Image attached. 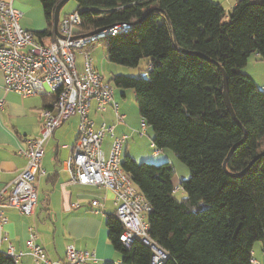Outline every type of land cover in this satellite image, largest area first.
<instances>
[{"label":"trees","instance_id":"1","mask_svg":"<svg viewBox=\"0 0 264 264\" xmlns=\"http://www.w3.org/2000/svg\"><path fill=\"white\" fill-rule=\"evenodd\" d=\"M59 1L40 0L47 22L35 32L40 41L55 37ZM75 1L79 34L131 24L98 41L109 62L143 65L147 76L113 74L108 81L133 89L140 119L153 131L151 144L189 168V177L174 185L171 163L122 156L124 172L152 208L149 235L166 252L160 264H252L253 244L264 238V89L241 68L252 54L264 60V0H235L227 11L210 0ZM224 77L237 122L224 100ZM176 186L184 191L180 199ZM106 226L119 264H152L148 245L120 241L114 212ZM0 264L17 263L0 251Z\"/></svg>","mask_w":264,"mask_h":264},{"label":"built area","instance_id":"2","mask_svg":"<svg viewBox=\"0 0 264 264\" xmlns=\"http://www.w3.org/2000/svg\"><path fill=\"white\" fill-rule=\"evenodd\" d=\"M22 16L23 12L11 1L0 0V71L4 87L23 97L45 96L51 102L40 111V120L30 126L23 146L17 149V153L25 158L23 169L0 190V251L15 263L24 255H30L36 264H92L95 261L93 251L78 250L73 245L66 247L63 261L51 259L37 241L38 234L33 226L28 227L24 250L17 251L10 243L5 249L2 247L3 227L8 221L4 209L12 207L22 215L33 214L37 206V182L43 174L41 162L45 145L59 126L77 115V138L73 144L62 146L69 152L62 162L69 174L67 183L112 190L114 215L122 226L120 241L129 246L139 239L153 251L152 264H160L166 256L148 231L147 217L152 208L121 166L127 136L117 134L115 124L124 123L125 114L114 99L112 84L95 67L87 50L101 38L127 31L131 24L121 23L98 33L79 34L76 28L81 24V18L78 11H73L59 20L60 36L55 35L50 42L44 43L33 31L20 25ZM77 55L81 58L80 68ZM93 101L99 113L111 109L114 125L105 120L95 122L90 116ZM139 125L137 133L144 135L145 121L140 119ZM106 135L111 138L107 154L102 148ZM150 148L154 156L160 153L153 144Z\"/></svg>","mask_w":264,"mask_h":264},{"label":"crops","instance_id":"3","mask_svg":"<svg viewBox=\"0 0 264 264\" xmlns=\"http://www.w3.org/2000/svg\"><path fill=\"white\" fill-rule=\"evenodd\" d=\"M7 1H11L14 7L23 12L20 25L25 30L35 33L47 28L40 0ZM67 14L60 15V19ZM52 39V36H46L42 42L48 43ZM256 57L259 58L257 55ZM77 63L80 68L81 59ZM95 67L98 69L96 65ZM115 69L120 70L118 67ZM247 70L244 72L250 75ZM250 76L252 77V75ZM255 82L263 88L264 80ZM120 94L125 100L126 92L122 90ZM46 98L41 95L23 97L13 91L6 90L3 74L0 71V100H2L0 108V190L23 169L25 158L17 153V149L23 146L30 126L40 120V111L48 106ZM114 99L125 114L124 123L115 124L110 108H107L109 111L99 113L94 101L91 103L90 116L96 123L105 120L109 125L115 124L117 134H126L127 139L122 154L125 153L135 159V155H131L129 150L130 152L134 150L130 147L132 144L130 139L136 133V124L133 118L136 113H129L125 108V110L122 109L121 102L116 99L115 93ZM78 123L79 117L71 116L55 130L45 145L41 162L43 174L37 182V206L33 214L22 215L12 207L4 209L8 221L3 227L2 236L5 239L2 247L5 249L10 243L17 251L24 250L28 227L33 226L38 234L37 241L43 246L48 257L53 260L63 261L66 247L73 245L78 250L93 251L95 261L92 264H105L106 262L119 264L121 256L113 248L106 226L108 215L114 212L113 191L92 185L67 183L69 174L62 166V162L69 153L68 149L62 146L75 142ZM127 140L130 141L127 142ZM110 143L111 138L106 135L102 142V148L106 154L109 151ZM167 155L169 162L172 154H165V156ZM180 181L181 179L175 171L174 185H178ZM178 187H175L174 193ZM252 261L264 264V238L253 244ZM20 263L35 264L30 255L21 257L17 264ZM252 264L254 263L252 262Z\"/></svg>","mask_w":264,"mask_h":264},{"label":"rangeland","instance_id":"4","mask_svg":"<svg viewBox=\"0 0 264 264\" xmlns=\"http://www.w3.org/2000/svg\"><path fill=\"white\" fill-rule=\"evenodd\" d=\"M210 1L221 3L224 10L227 11L234 4L235 0H210ZM76 5H77V3L75 0H69L62 7V9L60 11V15L65 14V13L66 14L72 13L73 11H75ZM89 52H90V55L92 57V60L94 61V65H96L98 67V69L101 70V72H102V74L106 80H109L112 77V75L116 74V73L127 75V76H134V77H136L138 75H141L144 77L147 76L145 69H143V65L136 68V67H127V66H123V65H119V64L109 62L105 56L106 49H105V45H104L103 41H96V43H94V45L89 50ZM80 59L81 58L79 57V55H77L76 60L79 61ZM261 64H264V60H260L258 57H256L255 54H252L248 58L246 66L241 68V71L243 72V71L247 70V68H248L247 71L250 73V75H252V77L255 79V81H263L264 80V65H261ZM115 67L120 68V70L119 69L116 70ZM261 79H263V80H261ZM111 84L114 88V93H115L116 99L120 100V102H121L122 109L125 108L126 111L129 113H132V112L136 113L133 115V118L135 119V124H136V126H135L136 133H135L134 137L130 139L132 142V144H130V147H132V149H134V150H131V152L129 150V153L131 155H135L134 157H135V160L137 162L147 161V162H152L155 164L168 162L167 161L168 155L165 156V154H170V155L172 154L169 162L171 164H173L177 176L181 180L188 178L189 177V168L187 167L186 164L181 162L171 150L164 149V151L162 150L157 156H154L152 154V149L150 148V144H151L152 138H153V131H152L151 127L147 126V131L144 135H139L137 133V130L140 128V125H139L140 117H139V114L137 113L138 108H137V104L135 102V98L133 95V89L116 87L113 82ZM122 90H124L126 92L125 100L122 99L121 94H120V91H122ZM124 101H125V103H122ZM107 111H109V109ZM112 116H113V114H112ZM113 120H114V117H113ZM129 141L127 140V142H129ZM174 194H175L177 199H180L181 197L184 196V191L181 189V187H178V188H176V191Z\"/></svg>","mask_w":264,"mask_h":264},{"label":"water","instance_id":"5","mask_svg":"<svg viewBox=\"0 0 264 264\" xmlns=\"http://www.w3.org/2000/svg\"><path fill=\"white\" fill-rule=\"evenodd\" d=\"M69 0H60L55 8H54V12H53V30H54V34L56 36H60V33L58 31V23H59V20H60V11L62 9V7L68 2ZM101 30L103 29H99V30H96L94 32H91L89 34H94V33H98L100 32ZM183 53H187V54H193V55H197V56H200V57H204L202 56L201 54H198V53H190L189 51H182ZM224 100H225V103H226V106H227V109L228 111L230 112V114L232 115L233 119L237 122L235 116H234V113L231 109V106H230V103H229V100H228V96H227V85H226V81H225V77H224ZM233 148L231 149V151L229 152L228 154V157L230 156L231 152H232ZM225 166V162L223 164ZM250 165H248L244 170H242L241 172L239 173H236L234 174L235 176H240L241 174H243L247 168L249 167ZM161 252L166 256V252L161 249Z\"/></svg>","mask_w":264,"mask_h":264}]
</instances>
